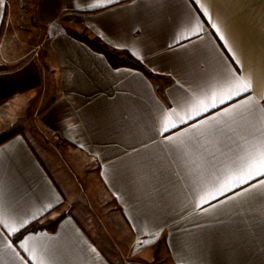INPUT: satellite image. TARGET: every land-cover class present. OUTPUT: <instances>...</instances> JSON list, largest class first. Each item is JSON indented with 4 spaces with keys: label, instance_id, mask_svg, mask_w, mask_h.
Instances as JSON below:
<instances>
[{
    "label": "crops",
    "instance_id": "0c3cea01",
    "mask_svg": "<svg viewBox=\"0 0 264 264\" xmlns=\"http://www.w3.org/2000/svg\"><path fill=\"white\" fill-rule=\"evenodd\" d=\"M26 2L0 0V118L33 104L40 132L24 124L0 142V205L29 224L58 221L9 236L15 252L4 264H35L19 247L29 235L37 255L47 245L48 264H264V188L197 208L196 156L157 134L177 81L189 88L220 62L237 67L228 57L264 92V0ZM82 37L145 71L111 66ZM238 139L222 136L208 151ZM137 240L154 242L137 250Z\"/></svg>",
    "mask_w": 264,
    "mask_h": 264
},
{
    "label": "snow or ice",
    "instance_id": "6c2138e0",
    "mask_svg": "<svg viewBox=\"0 0 264 264\" xmlns=\"http://www.w3.org/2000/svg\"><path fill=\"white\" fill-rule=\"evenodd\" d=\"M106 2L111 3L112 0ZM89 6L102 5L92 3ZM201 31L202 28L196 25L192 34L199 35ZM220 39L225 38L221 35ZM228 59L237 67L220 62L206 79L189 88L177 81L180 95L173 97V104L168 105L167 109L159 110L160 129L157 134L185 156H196L193 160L195 168L189 174L192 176L190 189L194 196L199 197L195 205L199 209H204L205 204L215 208L225 200L264 188V179H261L264 177V105L260 103L264 101V92L257 95L254 75L243 67L241 60L235 56ZM222 136H227L229 140L238 136L237 148L229 147L228 151H224L217 147L215 151H208V145ZM200 149H204L207 156ZM236 189L240 191L236 192ZM229 192L233 195L228 196ZM220 197H225V200ZM52 207V204L45 205L40 215ZM37 218L36 214H32L33 220ZM30 222L27 218L12 216L0 205V229L8 233V236H4V232L0 231V264H4L6 253L15 252V245L4 241ZM37 239L29 235L20 242L19 247L32 253L30 259L35 264H48L44 258L47 245H38L42 250L40 255H37L36 245L29 247ZM153 242L137 240V250Z\"/></svg>",
    "mask_w": 264,
    "mask_h": 264
},
{
    "label": "trees",
    "instance_id": "16d2710c",
    "mask_svg": "<svg viewBox=\"0 0 264 264\" xmlns=\"http://www.w3.org/2000/svg\"><path fill=\"white\" fill-rule=\"evenodd\" d=\"M81 40H83V42L88 44L94 50L102 53L113 67L128 66L134 69L145 71L143 65L139 61L130 56H123L120 52L108 48L98 40H89L86 37H82ZM0 69H3V67H0ZM5 139L1 140L0 142L4 141ZM57 221L58 219L45 220L43 222H33L29 224L23 231H21L17 235V238L19 239L28 233H34L41 230H53L56 227Z\"/></svg>",
    "mask_w": 264,
    "mask_h": 264
},
{
    "label": "rangeland",
    "instance_id": "374dc122",
    "mask_svg": "<svg viewBox=\"0 0 264 264\" xmlns=\"http://www.w3.org/2000/svg\"><path fill=\"white\" fill-rule=\"evenodd\" d=\"M26 1L28 0H17L18 6L24 8H27L26 5L28 4ZM33 2V0H30ZM29 8H31V5L28 4ZM36 43V41H34ZM37 106L33 104H29L27 106H24L20 109L15 110L12 113H9V115H5L4 117L0 118V141L19 132L21 129V126L31 127L33 132L39 133L38 127H35V123L37 122L36 116H37Z\"/></svg>",
    "mask_w": 264,
    "mask_h": 264
}]
</instances>
